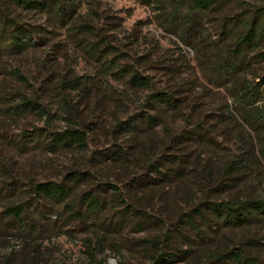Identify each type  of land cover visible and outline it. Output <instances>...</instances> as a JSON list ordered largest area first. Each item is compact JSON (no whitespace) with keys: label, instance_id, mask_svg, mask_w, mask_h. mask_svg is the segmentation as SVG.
Wrapping results in <instances>:
<instances>
[{"label":"rangeland","instance_id":"rangeland-1","mask_svg":"<svg viewBox=\"0 0 264 264\" xmlns=\"http://www.w3.org/2000/svg\"><path fill=\"white\" fill-rule=\"evenodd\" d=\"M68 4L74 11L75 29L58 27L37 11L10 9L22 27L35 31L31 33L34 46L22 52H0V215L9 206L24 208L14 225L0 217V256L8 258L14 249V264L32 263L35 251L41 258L39 264H150L141 241L166 234L165 246L170 250L164 252L175 257L162 264H203L212 252L238 248L249 240H253L247 247L250 256L264 264V224L207 229L198 222V232L204 237L201 242L186 223L187 216H194L200 207L202 186L206 181L216 182L220 167L236 152V143L230 125L215 119L223 106V91L217 93L207 82L194 51L182 44L170 22L173 8L181 13L184 5L178 0H150L149 4L144 0H70ZM201 25L215 36L214 24L203 20ZM91 45L100 52H91ZM124 66L148 76L155 90L184 99L185 117L170 115L162 124L140 129L133 141L114 132L117 121L146 112L147 92L127 93L125 80L115 75ZM63 94L69 111H63L60 104ZM22 97H37L57 117L46 127L32 114H8L7 108ZM187 117L193 126L209 129L214 143L205 147L190 143L183 151L180 176H173L177 165L170 160L165 168L169 179L158 181L148 167L171 151L167 142L162 146L164 139L191 130L183 121ZM34 128L49 134L67 128L82 130L88 138L86 150L82 154L50 152L43 133L26 141ZM142 143H152L147 155ZM108 150L123 153V163L102 157ZM86 172V178L77 177ZM200 173L205 174L204 182L195 177ZM259 179L245 177L234 192L240 199L263 196L264 167ZM43 183H64L68 199L98 192L107 202L112 199V187L117 188L126 204L133 202L145 218L136 225L128 216L119 230L101 231L96 217L68 219L61 203L35 197L34 186ZM203 196L218 202L227 200L229 191L209 184ZM102 235V250H98L96 241Z\"/></svg>","mask_w":264,"mask_h":264},{"label":"trees","instance_id":"trees-1","mask_svg":"<svg viewBox=\"0 0 264 264\" xmlns=\"http://www.w3.org/2000/svg\"><path fill=\"white\" fill-rule=\"evenodd\" d=\"M69 1L0 0V52H22L34 46L31 33L35 30L25 29L12 18L11 8L24 12L37 11L47 15L58 27L69 25L75 29L74 11L71 4H68ZM149 1L144 0V3L149 4ZM178 3L184 5L185 9L179 13L177 7H174V12L169 15L170 22L175 26L176 35L182 44L194 51L197 66L206 73L207 82L216 88L217 93L223 91V106L215 119L230 125L236 143V152L229 161L222 164L219 170L221 174L216 178V182L206 181L207 184L202 186L200 193L203 200L199 203V209L193 212L194 216H187L189 230L202 242L204 237L198 232V222L207 229L212 226L243 228L264 224V195L254 199H240L234 192L245 177L260 182L259 176L264 167V0H178ZM203 20L215 25V36L202 29ZM78 29L87 32L91 30L88 26H80ZM89 49L97 54L100 52L95 45H91ZM105 67L108 69L110 64ZM115 73L117 77L125 80L127 93L147 92V96L144 100L145 115H137L126 122L117 121L114 132L133 141L140 129L162 124V119L170 115L181 119L185 117L183 110L186 108V101L175 94L155 90L148 76L130 66H124ZM59 101L63 111H69L70 104L64 94L60 96ZM6 112L11 116L32 114L44 121L46 127L58 115L44 107L37 97H22L16 105L8 107ZM183 121L186 126L191 127L187 133L183 131L169 137V133L163 128L166 132L164 136L169 138L164 139L162 144L167 142V151H171L164 153L161 159L150 163L148 167L150 172L158 176V181L165 182L169 179V169L165 168L170 160L177 165L173 176H180L183 171V151L190 143L202 147L214 143L209 138V129L205 130L201 124L193 126L191 117ZM42 133L44 144L50 152L71 151L82 154L86 150L87 134L76 128H67L51 134L47 133L46 129L34 128L33 132L26 135V141L37 139ZM142 144V152L147 155L152 143ZM102 157L119 165L125 159L123 153L111 150ZM88 175L87 172L77 173L80 178H86ZM195 177L204 182L205 174L200 173ZM208 183L213 184V188L218 191L228 190V199L208 201L203 196ZM112 190V199L108 202L98 192H85L68 199L64 183L36 184L33 191L35 197L61 203L68 219L81 221L84 217H96L98 229L101 231H106L107 228L119 230L128 216L136 221V225H140L139 220L145 218L142 211L133 202L126 204L125 196L117 188L112 187ZM117 208L122 211L117 212ZM23 213L22 205L9 206L3 210L0 217L8 224L14 225L20 222ZM104 238L102 235L96 241L98 250H102ZM168 241L166 234L141 241L140 246L150 264L168 263V260L175 257L164 252L170 250V247L165 246ZM252 243L253 240H249L248 245L241 244L238 248L212 252L205 257L203 264H258L247 248ZM33 253L34 261L30 264H39L41 258L36 251ZM89 257L93 259L92 254H89ZM1 258L2 256L0 261ZM2 259L0 264H14V249L8 258Z\"/></svg>","mask_w":264,"mask_h":264}]
</instances>
